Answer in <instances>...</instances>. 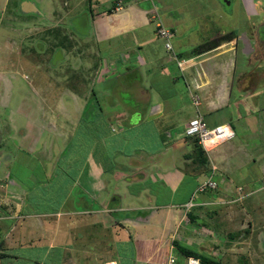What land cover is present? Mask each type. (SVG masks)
<instances>
[{
	"label": "crops",
	"instance_id": "0c3cea01",
	"mask_svg": "<svg viewBox=\"0 0 264 264\" xmlns=\"http://www.w3.org/2000/svg\"><path fill=\"white\" fill-rule=\"evenodd\" d=\"M21 1L19 8L22 10L36 9L33 1ZM176 7L174 1L169 0H95L93 8H84L85 12L77 23L80 25L86 22L89 29L96 33L98 43H102L105 51L109 52L99 53L100 60L94 70L97 72L104 68L115 74L121 71V67L137 68L140 63L148 61V56L141 51V28L157 15L173 23L177 20L178 24L182 18L178 16L180 8L176 12ZM90 10L93 11L92 19ZM184 29V34L176 30L174 32V53L192 57L191 62L197 74H200L206 63L215 64V59L209 53L219 51L211 52L210 48L184 56L182 50L195 45L199 39L195 35L196 28L191 31ZM190 32L192 41L189 39L187 42V33ZM239 37L242 39V34ZM232 38L226 39L232 41ZM218 46L216 44L213 48ZM244 46L246 48L243 52L248 60L254 56L251 55L253 51L250 53L246 43ZM119 48L121 53H113ZM129 49L137 52L131 53ZM223 50H227L226 46ZM262 53L264 47L257 51V57L263 58ZM106 57L108 61H104ZM231 58L229 55L218 64L227 70L233 67ZM242 72L247 73V68L242 69ZM153 74L150 77L151 87L156 89L159 85L153 79H163L164 75L168 77L169 71H163L161 66L155 76ZM171 78L178 84L175 73ZM248 78L234 85L218 83L210 89L207 99L203 96L207 110H198V113L204 116L209 125L228 122L229 115L222 109L231 101L229 97L233 88L241 91L242 96H248ZM179 88H174V92L171 90L166 95L162 93L161 97L152 101L146 90L140 87L141 95L138 99L144 106V112H141L136 107L141 104H134V107L126 100L130 88L118 84L115 86L117 94L114 99H108L116 111L108 115L101 113V101L96 98H92L91 102L85 101L71 87H67L61 96L51 87L49 93L52 96L48 92L43 96L42 87L32 84L34 93L41 96V100L33 102L21 97L16 102L3 101V107L11 108L5 110L7 113L0 120V264H106L109 261L115 264H165L168 254L175 251L177 264H184L186 256L176 249L174 239L200 252V248L204 247L210 250L201 242H205L206 237L200 238L197 235L200 231H195L197 226H201L198 215L191 212L196 218L190 221L185 205L191 200L196 209L200 205L216 206L217 202L224 200L220 199L218 191L198 192L197 199L187 197L157 202L155 191L147 184H141L146 182L147 177H154L153 169L157 170L161 178L169 173V169H175L179 176L171 185L169 181L161 182L165 186L169 185V190L174 192L185 179H192L191 175L202 174L204 165L193 159V146L186 135L171 139L168 134L161 139L159 137L161 126L169 122L178 104L174 96ZM120 90L122 93H119ZM73 102L77 112L71 108ZM257 105L260 106L257 113L263 114L264 103ZM59 111L61 115L64 114V119L58 116ZM74 113H78L75 118ZM80 119H84L87 129L91 127L95 130L96 140L85 146L80 152V163L74 166L73 158H76L78 151L70 145L73 142L85 145L81 135L77 141L74 140ZM113 119L117 122L118 130L109 129ZM146 122H151L154 130L152 135L158 138L160 145L154 149L142 147L141 144L129 146L128 140H135L138 128ZM248 137L255 136L250 134ZM182 145L185 147L181 157L173 154V150ZM217 146L209 148L208 157L211 164L208 176H217L216 170L219 168L224 171V176L220 175L217 181V189H221L220 192L223 189L230 190L232 194L237 192V186L257 189L254 184L264 178V149L260 148L261 145L251 140L224 149ZM170 158L171 162L173 160L171 165ZM190 162L192 167L189 166ZM112 172L116 178H122L123 190L118 182L113 181L111 185V180L106 179ZM138 181L141 185L135 192L127 189L129 184ZM198 181V178L194 180L193 192L202 180L197 184ZM251 196L242 198L253 205L252 209L245 207L243 210L250 218L253 211L264 207V198L253 197L248 200ZM99 224L109 230L110 240L107 243L105 233L99 232ZM204 228L207 231L202 230L203 234L216 233L214 229ZM260 231L264 232V227L258 231L261 241L259 252H249V244H243L241 247L246 249L244 253L247 255L241 259L240 264H264V238ZM105 247L109 248L107 255H114L111 253L115 252L116 256L105 258ZM160 251L164 253L157 258ZM210 252L215 254L214 250ZM120 253L124 256H120ZM205 254L214 258L210 264H229L214 254Z\"/></svg>",
	"mask_w": 264,
	"mask_h": 264
},
{
	"label": "rangeland",
	"instance_id": "374dc122",
	"mask_svg": "<svg viewBox=\"0 0 264 264\" xmlns=\"http://www.w3.org/2000/svg\"><path fill=\"white\" fill-rule=\"evenodd\" d=\"M20 1L0 0V120L7 113L5 110H10L11 108L3 107V101L11 100L16 102L21 97L33 102L34 100H41V96L36 92L34 93L32 84L42 87L41 93L43 96L46 95L45 93H49L51 87L59 96L67 87H71L85 101L89 100L91 102L92 98L101 101V113L104 115L116 111L114 110L115 106L108 99H114L117 94L115 86L118 84L130 88L129 96L126 100H129L134 107V104H141V106H136L141 112H144V106L142 101L138 99L141 95L140 87L146 90V94H148V97L151 96L152 101H155L161 97L162 93L164 95L169 94L171 90L174 92V88L180 86L179 92L174 96L178 104L174 107L175 110L170 116L169 122L161 126L159 137L161 139L165 137V134H168L170 139L174 138V136L177 138L185 137L187 121L198 114V110L201 112L207 110L203 96H206L207 99L211 88L221 82L233 83L234 85L236 82L246 81L249 77L247 80L249 85L248 96H242L241 91L233 88L229 97L231 101L222 109L226 110L225 112L229 115L228 122L236 134L234 137L221 141L216 145L224 149L233 144H244L255 140L261 145L260 148L264 149V113H257L260 108L257 104L264 103V53L261 55L263 58L257 57V53H252L251 55L254 56L247 60L243 52L246 48L244 46L245 43L249 46L248 50L250 52L254 51L255 43H251L249 40L243 41L239 37L242 34L246 17L245 14H242L241 0H169L170 2L174 1V5L178 6L175 8L176 12H178L177 8H180L178 16L182 19L179 20L178 24L177 20L173 23L172 20L161 19L163 23L170 27L173 32L176 30V32L179 31L182 34L185 33L184 28L190 31L197 29L195 31L197 34L195 35L199 39H197L195 45L182 50V54L184 56L194 55L197 54L196 52L210 48H212L211 52L219 51V53H209L212 55L211 58L215 59V64L206 63L200 74H197L194 64L191 65L189 62L185 63L183 70L176 66L175 58H173L174 50L167 49L164 45V39L157 35L155 18L142 27L140 31L143 34L140 41L141 51L148 56V61L140 63L137 68L126 69L121 67V71L115 74L111 71L103 70L104 68L96 72L94 68H96L100 60L99 53L109 52L105 51L102 43H98L96 33L89 29L86 22L80 25L77 23L78 18L85 12L83 9H90L91 6L93 8L95 0H31L36 6V9L32 11H25L19 8V5H21ZM255 1H261L264 8V0ZM90 13V19H92L93 11L90 10ZM249 16L250 18H257L256 20L264 18L263 14L257 15L254 13ZM184 18L190 20H183ZM167 21L173 24H168ZM187 35V42L189 39L192 41L191 32L187 33ZM231 36H233L232 41H230L231 39H226ZM215 41H218L219 44L217 48H213ZM130 44L129 46H132ZM225 46L227 50L224 51ZM130 51L131 53L137 52L132 49H129ZM121 52V48H119L113 53ZM56 53H62L64 56L57 57ZM229 55L232 56L233 67L225 70L218 62L224 61ZM169 57L170 59H168ZM181 57L183 56L181 55ZM105 60L108 61L109 58L106 57L104 58ZM247 61L250 63H246ZM204 62L208 61L205 60ZM161 66L163 71H169L170 76L167 74L168 77L164 75L163 79H159V77L153 79V82L159 85L155 89L153 86L151 87L152 81L150 77L152 72L155 76ZM246 68L247 73L244 74L242 69ZM174 73L177 76L178 84H175L171 78ZM197 82L200 84H197ZM192 90L200 96L199 105H195L192 101ZM119 93H122L121 90ZM73 103L74 105L71 108L77 112L75 102ZM224 111L222 112L223 114ZM63 115L59 111L58 116L61 119H64ZM77 115L78 113H74V118ZM76 119L78 120V118ZM83 121L84 119L78 121L74 140L77 141L81 135L85 145H80L76 142L70 145L71 148L78 151L77 155H75L76 158H73L74 166L80 163L82 155L80 152L85 146L96 140L95 130L91 127L87 129L86 123ZM109 129H119L116 120L113 119L109 123ZM138 131V136L135 140H128L129 146L133 147L135 144H141L142 147L154 149L160 145L158 138H154L152 135L154 130L151 122L144 123L138 128ZM250 134H254L255 137H248ZM186 139L193 146L191 150L193 159L199 163L195 158L194 137L186 135ZM177 147L173 150V154H179L181 157L185 145ZM204 150L207 157H209V149L204 148ZM169 161V165H171L173 160L171 162L170 158ZM199 164L204 165L201 170L202 174L191 175L192 179H185L182 185L174 192L169 190V185L165 186L161 182L168 183L169 181L168 184L171 185V182L179 176L175 169H169V173L165 174L167 178H165V175L161 178V176H158L157 170L153 169L154 177H147L146 182H141V184L145 183L152 191H155L157 202H164L169 199L172 201L181 200L187 197L197 199L198 192L212 191L214 193V190L218 191L217 193L221 196L220 199L224 200L217 202L216 206L200 205L197 209L193 205H188V203L185 206L188 208L187 212L190 210L193 214L196 213L198 215V222L201 226H197L195 231H200L197 234L200 238L206 237L205 242H201L210 248V250L206 247L200 248L201 252L214 254L210 252L214 250L216 258L225 259L229 264H240L241 259L247 255L244 253L247 252L246 249L244 250L241 247L243 244H249V252H259L258 248L261 245V241L258 231L259 228L264 227V207L262 206V208H257L256 211H253L250 218L243 210L245 207L252 209L253 205L245 202L242 198L251 195L248 200L253 197L256 199L264 198V178L254 184V187L257 188L254 190H252V186L249 187L250 190L244 186H237V190L235 189L237 192L232 194L230 190L226 189L220 192L219 190L221 189H217V185L216 188L204 191H196L195 188L193 192L194 180L196 181L198 178V184L200 179H206L208 172L210 173L211 164L209 160ZM189 166L192 167V162H190ZM216 172L217 176L214 175V178L218 181L221 176H224V171L219 168ZM106 179L111 180V185H113V181L118 182L121 190L124 189L122 178H116L114 172L107 175ZM141 184L139 181L137 183L133 182L127 186V189L135 192ZM144 194L142 193V195ZM121 197L123 200V192ZM245 225L248 226L246 227ZM204 227H208L211 230L214 229L216 233L203 234L202 230L207 231ZM99 232L105 233L107 243L110 240L109 230L102 228V224H99ZM210 235L215 236L211 238ZM260 235L264 238L263 231ZM108 250L109 248L105 247V258L110 259L116 256L115 252L111 253L114 255H107L109 254ZM163 253L164 251H160L157 258L161 257ZM120 256H124L123 253H120Z\"/></svg>",
	"mask_w": 264,
	"mask_h": 264
},
{
	"label": "built area",
	"instance_id": "2783aa9c",
	"mask_svg": "<svg viewBox=\"0 0 264 264\" xmlns=\"http://www.w3.org/2000/svg\"><path fill=\"white\" fill-rule=\"evenodd\" d=\"M155 19L157 35L164 39V45L167 49L174 50L172 43L174 32L170 29V27L163 23L159 15L155 16ZM174 58L176 60V65L180 70L184 69L186 62L192 64V57H181L178 56L177 53H174ZM191 98L195 105L200 104V96L193 90L191 92ZM185 135L197 138L198 143H200L205 149H209L221 141L232 138L235 135V131L231 124L226 121L209 125L204 116L201 113H198L187 121L185 126ZM217 185V180L210 175L197 185L196 191H204L206 189L216 188ZM192 204L193 202L190 200L188 205ZM110 262L114 263V261H109L108 263ZM165 264H177V257L175 253L170 252L168 254ZM184 264H201V260L196 255H187L185 257Z\"/></svg>",
	"mask_w": 264,
	"mask_h": 264
},
{
	"label": "flooded vegetation",
	"instance_id": "af4514ba",
	"mask_svg": "<svg viewBox=\"0 0 264 264\" xmlns=\"http://www.w3.org/2000/svg\"><path fill=\"white\" fill-rule=\"evenodd\" d=\"M241 4L243 8L242 14L246 15L244 27L242 28V39L245 41L249 40L251 43L254 42L255 49L253 53H257L258 50L264 47V18L256 20L257 18H250L249 15L254 13L257 15H264L263 3L261 1L256 2L255 0H241ZM56 54L57 57L64 56L62 53Z\"/></svg>",
	"mask_w": 264,
	"mask_h": 264
},
{
	"label": "trees",
	"instance_id": "16d2710c",
	"mask_svg": "<svg viewBox=\"0 0 264 264\" xmlns=\"http://www.w3.org/2000/svg\"><path fill=\"white\" fill-rule=\"evenodd\" d=\"M218 44V41H215V43L213 45ZM192 137V136H190ZM194 142V146H195V158L198 160L199 163H204L208 160V157L205 153V150L203 148V146L198 143L197 138L194 137L193 139ZM187 217L190 221H193L196 216L192 215L191 212H187ZM173 244L176 247V249L182 253L183 255L187 256V255H196L200 258L201 260V264H210L212 262H214V258L212 256L206 255L200 251L194 250L192 248H189L185 245H182L178 240L174 239L173 240Z\"/></svg>",
	"mask_w": 264,
	"mask_h": 264
},
{
	"label": "water",
	"instance_id": "95a60500",
	"mask_svg": "<svg viewBox=\"0 0 264 264\" xmlns=\"http://www.w3.org/2000/svg\"><path fill=\"white\" fill-rule=\"evenodd\" d=\"M25 1H27V0H25Z\"/></svg>",
	"mask_w": 264,
	"mask_h": 264
}]
</instances>
